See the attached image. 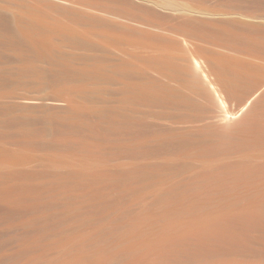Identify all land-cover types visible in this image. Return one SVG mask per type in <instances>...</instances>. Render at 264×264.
I'll return each mask as SVG.
<instances>
[{"label":"rangeland","instance_id":"374dc122","mask_svg":"<svg viewBox=\"0 0 264 264\" xmlns=\"http://www.w3.org/2000/svg\"><path fill=\"white\" fill-rule=\"evenodd\" d=\"M258 40L264 0H0V191L28 187L49 205L11 216L3 210L17 203L0 205V257L42 264L59 255V238L86 229L70 213L85 215L92 174L105 191L126 181L148 197L138 168L162 174L197 162L134 147L235 130L236 121L214 119L219 108L199 96L204 74L187 61L223 56L237 70ZM37 238L47 258L36 259L41 249L14 257Z\"/></svg>","mask_w":264,"mask_h":264},{"label":"bare ground","instance_id":"6f19581e","mask_svg":"<svg viewBox=\"0 0 264 264\" xmlns=\"http://www.w3.org/2000/svg\"><path fill=\"white\" fill-rule=\"evenodd\" d=\"M255 41L246 53L233 51L252 57L248 62L258 63L261 70L248 62L236 70L223 56L206 53L187 61L194 75L204 74L207 86L203 90L198 85L199 96L219 108L214 119L236 121L237 130L155 144L139 140L134 147L138 154L191 152L197 160L170 164L162 174L145 167L134 171L150 190L148 197L126 181L109 184L114 195L107 193L98 186L97 175L88 174L85 215L70 213L86 229L59 238L61 253L42 264H264V41ZM182 103L193 102L182 98ZM233 152L239 154L235 159L230 157ZM27 188L0 191V205L17 203L0 212L26 215L49 208L38 198L30 199ZM66 217H55L57 226ZM39 249L36 259L47 258L38 238L14 257ZM9 259L0 257V264H11Z\"/></svg>","mask_w":264,"mask_h":264}]
</instances>
